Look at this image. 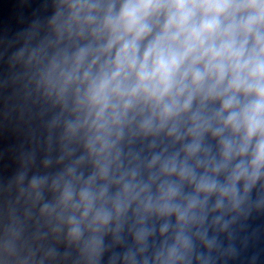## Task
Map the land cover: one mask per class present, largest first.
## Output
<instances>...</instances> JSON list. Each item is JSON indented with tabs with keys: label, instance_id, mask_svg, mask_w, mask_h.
Returning a JSON list of instances; mask_svg holds the SVG:
<instances>
[{
	"label": "clouds",
	"instance_id": "1",
	"mask_svg": "<svg viewBox=\"0 0 264 264\" xmlns=\"http://www.w3.org/2000/svg\"><path fill=\"white\" fill-rule=\"evenodd\" d=\"M15 59L54 111L41 166L0 189V264L241 255L264 209V0H56Z\"/></svg>",
	"mask_w": 264,
	"mask_h": 264
},
{
	"label": "water",
	"instance_id": "2",
	"mask_svg": "<svg viewBox=\"0 0 264 264\" xmlns=\"http://www.w3.org/2000/svg\"><path fill=\"white\" fill-rule=\"evenodd\" d=\"M55 4L56 0H0V189L28 156L35 154L36 170L45 155L47 124L54 110L29 82L15 55L34 29L45 28ZM7 199L0 190V211ZM241 222L244 227L235 239L241 255L221 256L218 264H264V209H254Z\"/></svg>",
	"mask_w": 264,
	"mask_h": 264
}]
</instances>
